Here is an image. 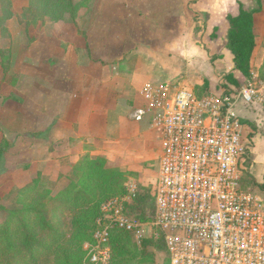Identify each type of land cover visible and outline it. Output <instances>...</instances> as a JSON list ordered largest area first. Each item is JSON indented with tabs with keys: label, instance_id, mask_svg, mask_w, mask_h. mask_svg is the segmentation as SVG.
<instances>
[{
	"label": "crops",
	"instance_id": "crops-1",
	"mask_svg": "<svg viewBox=\"0 0 264 264\" xmlns=\"http://www.w3.org/2000/svg\"><path fill=\"white\" fill-rule=\"evenodd\" d=\"M28 5L14 0L0 28V146L9 142L0 198L39 175L65 182L86 155L123 169L160 163L151 118L131 117L144 104L143 87L194 89L207 80L212 90L232 71L243 85L227 48L228 15L240 5L257 10L251 71L264 76V0H91L60 21L25 20ZM235 111L248 147L240 170L264 186V104L238 101Z\"/></svg>",
	"mask_w": 264,
	"mask_h": 264
},
{
	"label": "built area",
	"instance_id": "built-area-1",
	"mask_svg": "<svg viewBox=\"0 0 264 264\" xmlns=\"http://www.w3.org/2000/svg\"><path fill=\"white\" fill-rule=\"evenodd\" d=\"M142 96L131 117H150L162 147L156 215L142 222L127 214L139 192L128 178L125 193L102 204L85 264H111L115 228L138 243L163 237L169 264H264V197L242 188L239 161L248 147L235 111L238 101L264 104V79L252 71L238 90L201 96L178 84H146Z\"/></svg>",
	"mask_w": 264,
	"mask_h": 264
},
{
	"label": "trees",
	"instance_id": "trees-1",
	"mask_svg": "<svg viewBox=\"0 0 264 264\" xmlns=\"http://www.w3.org/2000/svg\"><path fill=\"white\" fill-rule=\"evenodd\" d=\"M14 0H1L0 28L12 17ZM91 0H28L25 20L49 18L60 21L66 14L77 18ZM240 5L237 15H228L227 48L233 54L235 70L246 79L252 77L251 59L256 47L254 14ZM6 61L9 54L6 55ZM4 69L7 70V62ZM224 91L230 86L239 89L242 82L234 71L223 77ZM209 82L194 87L198 95L207 93ZM9 147L4 140L0 159ZM128 172L108 164L105 157L83 156L66 176L65 186L54 192L50 180L39 175L31 183L14 188L9 197L0 198V264H85L84 245L93 241L96 219L102 204L126 191ZM127 214L142 222H150L156 215V197L148 189L139 190ZM111 264H153L156 252L164 251L166 264L169 254L163 237L144 239L138 243L121 229L111 231Z\"/></svg>",
	"mask_w": 264,
	"mask_h": 264
},
{
	"label": "rangeland",
	"instance_id": "rangeland-1",
	"mask_svg": "<svg viewBox=\"0 0 264 264\" xmlns=\"http://www.w3.org/2000/svg\"><path fill=\"white\" fill-rule=\"evenodd\" d=\"M201 73H202L201 75H204L207 72L202 71ZM236 73L238 75H240V73H238V72H236ZM255 73L258 74L257 72H255ZM259 78L264 79V76L259 75ZM248 80H246L243 83V85L247 84ZM223 82H224L223 78L220 79L218 81V84H216L212 90H210V85H209V87L207 88L208 89L207 93H210V92L221 93V92H223L224 88L221 86L223 84ZM176 83L178 84V82H174L172 84L177 85ZM230 88H231V92H233L236 89L235 87L232 88L231 86H230ZM236 90H238V89H236ZM158 151L159 150H155L156 153ZM121 169H123V168H121ZM159 169H160L159 159L156 158V160L154 162H152L151 164L145 165V167L142 170H139V169H136V170L135 169H123V170L128 172L127 179L132 178L138 183L139 190H141L142 188H146L149 190L150 194L152 196H154L156 185H157V180H158ZM242 173H243L242 183H243L244 188L246 190H252V191L256 190L259 195L264 197V186H259V185L255 184L254 179H251L250 174H248L246 170H244V172L242 170ZM51 183H52V188H53L54 192L57 193L58 191H60L65 186L66 181L65 182L58 181L56 183L55 182H51ZM8 197H9V195H8ZM1 216H2V214H0V217ZM153 264H166V254L164 251L163 252L162 251L156 252V258H155V262Z\"/></svg>",
	"mask_w": 264,
	"mask_h": 264
}]
</instances>
